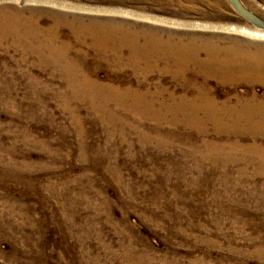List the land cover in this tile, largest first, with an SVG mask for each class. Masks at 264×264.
Returning <instances> with one entry per match:
<instances>
[{
  "label": "rangeland",
  "instance_id": "obj_1",
  "mask_svg": "<svg viewBox=\"0 0 264 264\" xmlns=\"http://www.w3.org/2000/svg\"><path fill=\"white\" fill-rule=\"evenodd\" d=\"M241 2L264 18V0ZM146 3L0 0L1 5L20 9L106 10L116 18H129L126 12L145 8ZM168 8L178 11L169 19L181 26L166 25L212 34L220 43L247 41L264 54V39L238 29L258 28L227 0L218 4L177 0ZM167 12L164 8L154 13L166 17ZM42 22L48 21L42 18ZM4 44L0 45V264H264V252L252 254L257 247L264 248V173L247 180L252 165L243 168L242 177L235 164L225 169L228 179L220 183L221 177L207 164L199 172L190 157L180 160L183 167L176 173L173 161L183 156L179 151L183 143L172 139L174 144L164 148L137 139L127 128V133L110 129L98 119L100 112L89 99L69 95L63 81L45 77L49 67L35 66L31 56L20 60V52ZM96 75L113 80L120 72L101 67ZM209 86L220 100L246 85L210 80ZM253 86L257 93L264 90L259 83ZM161 129L176 131L168 125ZM223 185L226 191L220 192Z\"/></svg>",
  "mask_w": 264,
  "mask_h": 264
},
{
  "label": "bare ground",
  "instance_id": "obj_2",
  "mask_svg": "<svg viewBox=\"0 0 264 264\" xmlns=\"http://www.w3.org/2000/svg\"><path fill=\"white\" fill-rule=\"evenodd\" d=\"M150 1L145 8L126 12L129 18L113 17L106 10L78 13L0 4V45L18 50L20 60L31 56L35 66L49 67L45 77L63 81L69 95L89 99L110 129L127 128L137 139L164 148L174 144L172 139L183 143V156L173 161L176 173L183 167L180 160L190 157L199 172L207 164L220 183L228 179L225 169L235 164L242 177L243 168L252 165L247 180L263 174L264 90L257 93L253 85L264 87V54L247 41L220 43L212 34L175 28L181 25L169 15L178 11L168 6L177 0H154L155 7ZM164 8L166 17L154 13ZM238 29L264 39V30ZM101 67L120 75L98 78ZM210 80L246 86L218 100ZM162 125L176 131H163ZM208 135L212 137L204 138ZM223 186L220 192L226 191ZM262 252L257 247L252 254Z\"/></svg>",
  "mask_w": 264,
  "mask_h": 264
},
{
  "label": "water",
  "instance_id": "obj_3",
  "mask_svg": "<svg viewBox=\"0 0 264 264\" xmlns=\"http://www.w3.org/2000/svg\"><path fill=\"white\" fill-rule=\"evenodd\" d=\"M231 8L241 17L246 19L252 26L264 30V18L255 14L243 5L241 0H227Z\"/></svg>",
  "mask_w": 264,
  "mask_h": 264
}]
</instances>
